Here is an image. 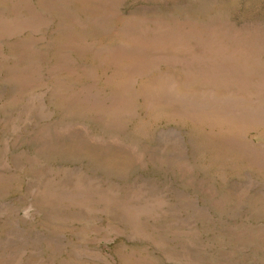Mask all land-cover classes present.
I'll return each instance as SVG.
<instances>
[{
  "label": "rangeland",
  "instance_id": "1",
  "mask_svg": "<svg viewBox=\"0 0 264 264\" xmlns=\"http://www.w3.org/2000/svg\"><path fill=\"white\" fill-rule=\"evenodd\" d=\"M0 264H264V0H0Z\"/></svg>",
  "mask_w": 264,
  "mask_h": 264
}]
</instances>
